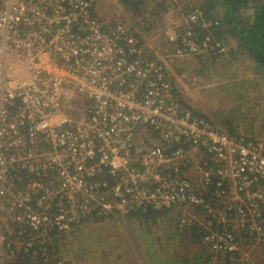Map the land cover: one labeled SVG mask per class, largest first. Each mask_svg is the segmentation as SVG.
I'll list each match as a JSON object with an SVG mask.
<instances>
[{
  "label": "built area",
  "instance_id": "1",
  "mask_svg": "<svg viewBox=\"0 0 264 264\" xmlns=\"http://www.w3.org/2000/svg\"><path fill=\"white\" fill-rule=\"evenodd\" d=\"M94 9L0 0V264H22L18 253L34 255L53 229L149 208L175 214L177 233L202 225L211 260L262 264L240 239L264 249V136L195 116L164 67ZM208 41L184 39L174 54L209 58Z\"/></svg>",
  "mask_w": 264,
  "mask_h": 264
},
{
  "label": "trees",
  "instance_id": "2",
  "mask_svg": "<svg viewBox=\"0 0 264 264\" xmlns=\"http://www.w3.org/2000/svg\"><path fill=\"white\" fill-rule=\"evenodd\" d=\"M126 10L130 11L134 14L136 19H140L144 14L145 5L142 0H117ZM142 1V2H141ZM178 5L176 10L178 14H183L185 16L184 20L180 23V27L178 26L177 34L174 42H168L166 39L164 42L167 44H171V49L169 52L175 53V50L187 47L184 44V39L194 42L196 45L201 46L206 39H208V44L212 45L215 50L212 52L210 58L203 57V54L196 55L192 57H196L200 60V64H192L193 68L197 70L194 74L195 79L194 82L198 80V85H209L215 84L220 85L222 81L225 82L223 90H234L228 93L227 95H231V101L235 104L232 105L231 110L227 114H223L220 112V116L216 118L215 121L211 122H221V126L228 130L231 135L241 136L245 139H253L256 140L260 137V133L263 132H255L246 131L247 128H251L253 126L252 122L256 120L251 117L252 112L251 109H244V104L246 103L247 94H244L242 97L239 96L236 89L244 90L245 84H249L250 79H241L240 81H236L235 79L239 76L236 73V57L242 56L245 57L251 68H255L254 72L258 73L260 77H264V0H177ZM164 1L161 0L163 4ZM164 11V9H163ZM174 12V10H173ZM161 13V12H159ZM94 15L96 17L97 13L94 9ZM190 15H196L197 20L192 22L189 19ZM182 16V15H181ZM99 21L102 23L103 27L107 30L108 33H116V28L121 27L117 24H103L102 20L98 17ZM125 30L128 35L134 36L139 41V47L143 49L144 58L150 61H155L154 54H148L146 48L143 46V40L135 30L130 29V27H121ZM134 28V27H133ZM169 44V45H170ZM219 46L218 48H216ZM224 49V52L219 53V49ZM169 49V48H168ZM176 55V54H175ZM191 57V56H190ZM157 62V61H156ZM218 62V64H217ZM159 63V62H158ZM207 68L206 76L202 73L203 67ZM165 74H168L165 71ZM168 77V75H167ZM197 78V79H196ZM215 78V80H212ZM170 81V79H168ZM171 85L174 89L176 95H180L177 88H175V84L171 82ZM231 85L232 87H228ZM181 96V95H180ZM181 104H183L182 99L179 100ZM248 104V103H247ZM184 106H188L187 104H183ZM189 107V106H188ZM192 109V108H191ZM195 116H203L196 110H192ZM250 115V116H249ZM242 116L244 117V122H251L250 126H239L238 118ZM264 117H262L263 119ZM210 121V120H208ZM264 123V120L262 121ZM216 124V123H215ZM264 128V127H263ZM259 135V136H258ZM258 136V137H257ZM210 196V193H207ZM214 205V202L212 203ZM171 211L167 210H154L147 209L145 211L138 210L136 212H132L126 216H120L124 220V224L128 226L130 223H136L146 220L143 225H146L147 221L155 224L156 217L162 216L164 218L163 222L168 219ZM95 216V217H94ZM93 215L87 219L82 220L79 224H77L73 230L69 233L74 234L76 229H78L82 224L89 223V221H94L93 223H102L105 221H112L117 219V214L111 215L109 217L103 218ZM209 217L204 218L203 220H209ZM264 218V214H263ZM120 219V218H119ZM174 219V217H172ZM149 222V223H150ZM171 223H166V227L168 229L167 232H170L172 229L175 234L182 238H187L192 245L202 246L203 244L199 243V238L201 236L198 231L203 230L198 223H194L191 226H186L182 233L176 232V224L174 221H170ZM121 223V222H120ZM152 224V225H153ZM133 227V226H130ZM127 228V227H126ZM125 228V229H126ZM130 229V228H129ZM136 231V230H135ZM130 232V230H128ZM29 233V232H28ZM69 234L59 233L55 229L52 230L48 234L52 240H49V243H41L36 244L34 246V255H26L23 256L21 253H18L17 257L20 261L17 263L22 264H85L88 259L85 260L87 253L84 250L81 252H76L75 257L71 256V252H69L67 247L65 246L64 240L68 237ZM244 232H242V235ZM31 236H34L31 235ZM174 235H172L173 237ZM35 237V236H34ZM123 237L130 238L129 233L123 235ZM171 237V238H172ZM27 238H24V240ZM91 239V236H89ZM170 239V237H168ZM28 241V240H27ZM241 241V249L244 251H249L252 258L257 260L255 256L252 255V247L248 244L242 243ZM94 241L90 242L93 244ZM79 243H76L77 246ZM204 248V247H203ZM259 249L264 253V249L260 247H254ZM74 249V248H73ZM43 250L45 253H43ZM112 251V250H111ZM74 253V252H73ZM103 255L107 256V253L103 251ZM237 254V253H236ZM218 256L215 260H209L205 263H202L200 260L194 259L193 264H216L220 259H223L226 264H230L229 258L230 254L222 255V253L217 254ZM186 260V259H185ZM264 260V259H263ZM116 260L111 259L109 263H114ZM189 261V260H186ZM264 264V261H262ZM92 262H90L91 264ZM108 263V264H109ZM94 264V263H92ZM232 264V263H231Z\"/></svg>",
  "mask_w": 264,
  "mask_h": 264
},
{
  "label": "rangeland",
  "instance_id": "3",
  "mask_svg": "<svg viewBox=\"0 0 264 264\" xmlns=\"http://www.w3.org/2000/svg\"><path fill=\"white\" fill-rule=\"evenodd\" d=\"M142 1L145 5V10L140 19H136L134 14L126 10L117 0H94V8L103 24H117L121 27L126 25V27H130V29L135 30V32L140 35L143 40V46L146 48L148 54H154L155 61L159 62L164 67L165 71L168 73V79L175 84V88L180 92L179 94L182 93L180 99L183 98L182 102L184 104L187 103L190 108H196V106L199 108L200 106L204 107L208 117L205 118L210 121H215L216 118L220 116V112L223 114L229 113L232 105L235 103L231 101V95L227 94L234 90H223V81L219 86L215 84L198 85V80L194 82L195 77H197L194 74L197 70L193 68L192 64H200V60L192 56L179 57L173 52H169L171 45L164 42L168 36L167 34H177L179 29H177V27H180V23L185 18L183 14H178L177 16L175 14L178 12L176 10L178 1L162 0L164 1L163 4L161 0ZM205 72L207 73V68L204 66L201 74H205L206 76ZM239 76L235 79L236 81H239ZM212 80H215V78ZM228 87L232 86L229 85ZM71 115L73 118L78 119L80 117V112L76 109ZM212 123L221 125V122ZM238 124L242 127L246 124L248 127L251 125V122H238ZM252 124L253 126L247 128L246 131L254 130L255 132H263L259 135L264 136V123L252 122ZM121 219L123 218L118 217L112 221H105L102 223H93L94 221H89V223L82 224L76 229L74 234L67 235L68 237L64 240L65 246L68 248L67 250L72 253V257H75L76 252L83 251L85 247V252L88 256L85 258V260L88 259L85 264H90V262L94 264H108L112 258L116 261L110 264H132L133 261H131V258H133V256H127L122 253V248H124L123 244H125L122 235L134 228L140 230L138 227L140 223L131 222L129 229L128 226L124 224V220ZM168 219L171 221V214H169ZM151 226L154 227L156 224ZM89 236H91V239H89ZM125 239H127V237ZM142 239L144 238L137 235L133 239V242L139 241L140 244H144ZM92 241H94V243L90 244ZM187 241V238H183L179 243L178 251L182 256V264H193L192 261L194 259L200 260L202 263L209 260V256L201 246H191ZM76 243L79 244L76 246ZM186 245H188L189 248L186 247ZM103 251L107 253V256L102 254ZM177 256L178 254L173 255L169 249L167 258L165 257L166 260L161 258L163 256L157 255L153 260L147 256L148 259L146 258L143 262L145 264H149V261H153L152 264H175V261L179 262ZM261 260L263 259H257L258 262L262 263Z\"/></svg>",
  "mask_w": 264,
  "mask_h": 264
},
{
  "label": "crops",
  "instance_id": "4",
  "mask_svg": "<svg viewBox=\"0 0 264 264\" xmlns=\"http://www.w3.org/2000/svg\"><path fill=\"white\" fill-rule=\"evenodd\" d=\"M236 62H237L236 73L240 75L239 81L243 78L250 79L249 84L248 85L245 84L244 90L236 89L237 93L239 94L240 97H242L244 94H247V99H246V103L244 104V109H251L252 112L251 117L256 120L255 122H262L264 120V118L262 119V117H264V77L263 76L260 77L258 73L254 72L255 68L253 67L251 68L249 61L245 57L242 56L236 57ZM224 85L225 82L223 83V88ZM180 95H179V100L182 97ZM193 109H195L197 112L208 118L206 115V109L204 107L200 106L199 108L198 106H196V108L193 107L192 110ZM238 120L240 122H244V117L240 116ZM170 214H171L172 223L173 221L175 223V218L172 220V217H175V214L173 215L172 213ZM145 221L146 220H143L141 221V223H144ZM163 221L164 218H162V216L160 215L156 217V222H155L156 226L154 227L151 226L153 223L150 221H149L150 223L147 221L146 225L140 223V225L138 226L140 230H137L138 228H134L129 232L130 235L129 239H125L126 237H124L125 244H123L124 248H122V253L127 256L128 255L133 256V258H131V261H133L132 264H145L143 261H145L146 258L148 259L147 256H149V258L153 260L154 257L159 255V256H163L161 257L163 260H166L169 249L171 250V253L173 255L178 254L177 259H179V262L175 261V264H182L181 263L182 256L181 254H179L178 248H179V243L183 238L177 236L173 229L170 232H167V229L164 226H166V223L168 224L171 222L168 220H166V222ZM126 234H128V232L124 233V235ZM137 235L144 238L142 239L144 244H140L139 241L133 242V239ZM172 235L174 236L172 237ZM168 237H170V239H168ZM187 243L189 245L191 244L189 240L187 241ZM186 247L189 248L188 245H186ZM251 252L256 259H264V253L261 252L259 249L252 248ZM207 255L210 258V255L208 253ZM149 262H150L149 264L153 263V261H149ZM216 264H226V263L225 261H223V259H220Z\"/></svg>",
  "mask_w": 264,
  "mask_h": 264
}]
</instances>
